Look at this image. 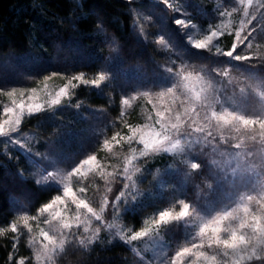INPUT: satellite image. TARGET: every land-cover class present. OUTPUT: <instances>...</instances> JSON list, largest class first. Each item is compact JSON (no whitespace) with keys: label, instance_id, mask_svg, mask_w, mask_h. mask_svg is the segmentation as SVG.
Returning a JSON list of instances; mask_svg holds the SVG:
<instances>
[{"label":"snow or ice","instance_id":"6c2138e0","mask_svg":"<svg viewBox=\"0 0 264 264\" xmlns=\"http://www.w3.org/2000/svg\"><path fill=\"white\" fill-rule=\"evenodd\" d=\"M159 2L180 15L172 18V24L176 26L175 29L168 26L167 17H161L160 23L167 29V34L164 32L157 34L153 42L160 46L161 51L170 54L167 57L169 65L176 64V59L172 58L173 55L181 60V64L176 71L171 66H161L168 73V76L163 77V80L168 81L169 84L166 90H161L156 95L161 100L165 96H171L172 99L169 105H165L163 111L158 110L155 113L157 117L155 124L159 125V129L152 132L154 138L148 141L141 136L137 141L144 146L140 156L143 157L150 153L153 155L171 154V162L166 165L165 171L169 175L182 174L186 179H189L194 172L201 168L203 163L199 160L198 155L194 154L204 153L208 155L214 153L224 156L226 150H221L220 145H227L228 148L240 151L236 152L233 157L236 163L232 164L231 161H228L231 164L229 171L224 170L222 162L215 156L210 161V165L213 167H209V173L217 187H222V182L231 184L238 189H247L250 185L259 184L261 191L255 195L245 192L239 197V200L233 202V206L226 205L207 218L200 211H197L196 205L188 202L187 196L184 195L167 208L158 210L153 217L145 221V225L151 226H142L140 230L136 231L122 227L118 228L115 235L126 244H132L134 241L149 237V240L142 246L143 251H148L149 244L153 246L155 251L153 259L145 261V264H154V261L163 257L169 249L167 244L161 242L160 226L183 221L185 227L194 225L197 231L191 234L185 246L178 248L173 257L169 258L171 264H176L177 261L179 264H184L183 258L191 256H195L197 259L203 257L209 264H241L244 260L264 259V176L257 171L258 167L264 166V152H261L257 158V152L248 150L245 145L246 138L254 142L264 143V110L258 114L246 113V107L250 105L253 97L261 105H264V80L245 77V81L251 82L238 89L236 99L226 95L222 99V93L213 86L212 79L206 78L203 73L185 72L189 65L184 62L181 56V52L190 55L206 52L216 57L214 62L218 65L254 59L264 62V50H262L264 45L258 43L257 36L253 35V33H257L259 36H264V27H261V24H264V14L256 26H251L252 21L257 20V12L255 10L250 11V9L264 8V0H255V3L254 0H238V7L231 10L227 8L218 9L221 19L215 25L206 27L195 23L194 18H189L190 13L177 7L171 0H159ZM233 12L240 13L238 22L231 19ZM150 19V16L137 15L134 17V27L145 40L148 39V34L145 33L144 28ZM141 20L144 22L142 23ZM234 23H236L235 30L232 28ZM97 27L103 31L100 23L97 24ZM177 33L182 43L177 41ZM226 34L234 35L231 47L227 50L223 47L221 40V37ZM254 44L255 51L249 52L250 49H253ZM238 46L241 47L240 52L237 51ZM224 58L228 59L225 60ZM233 67H237V65L233 64ZM250 67H255V65H250ZM213 71L216 76L225 78L229 84L233 83L234 78L228 68L213 69ZM54 75L61 74L55 73ZM114 76L115 73L111 67L102 68L93 76H86L82 72L70 75L66 78L64 86L56 93L55 98L50 100L49 106L60 105L61 98L71 101L72 96L75 95L73 90L80 85L93 86L97 89L104 85L107 88L110 86L109 82L114 80ZM49 79H51L50 76L43 81L45 87H47V80ZM73 81L77 83H73ZM216 83L218 84L220 81L217 80ZM17 91L20 92L21 96L24 95L25 90L23 89L9 90L6 95L13 97ZM29 91L35 94L37 89L32 88ZM0 92L3 90L0 89ZM138 96L148 97L149 92L144 91L134 96L122 98V105L131 107V102ZM32 98L29 96V99ZM149 103H151V99H149ZM75 106L78 108L79 104ZM17 107L20 111L14 115V119L10 118L0 122V137L6 138L0 142V150L6 149L10 144H19L21 148L26 146V141L22 143L20 139V136H23L20 131V124L25 116V104L21 102ZM153 107L155 108V105ZM43 110H45L43 104H30L26 114L31 116ZM3 111L4 114L14 113L13 108H5ZM166 112L169 114L167 118ZM125 115L126 113L122 110L120 119L124 122V127L129 129L131 135L114 132L110 139L105 136L102 140V147L109 152L112 151L114 141L119 144L120 140H123L131 145L136 133L140 131V129L127 124L124 120ZM148 120H152V117L149 116ZM145 127L150 126L146 124ZM18 132L20 136L14 138L12 134ZM118 137L119 139H117ZM206 148L208 152H205ZM26 151L31 152L30 149H26ZM129 151L135 154L137 149L130 147ZM228 154L231 155V153ZM32 155L34 154H30L29 159H32ZM135 158V155L131 158L126 157L127 165H131ZM43 159L47 160L48 157ZM33 164L37 169L40 168L39 161L33 160ZM177 164L183 165V169L176 167ZM85 166H88L87 169ZM101 167L97 155L88 153L81 161L74 163L72 169L64 176H60L54 165L52 170L45 169L36 176L35 183L43 184L48 190L62 193V195H56L49 203L43 205L39 209L40 214L50 212L57 205H64L67 208L65 197L71 200L76 209L74 225L68 220H60L61 212L51 213L53 219L60 220V226L55 229L57 235H50L48 231L40 228L39 236L47 243H40L35 235L29 237V246L33 247L36 264H45V262L55 264V258L64 253L69 245L73 248L78 245L87 250L93 243L100 242L102 239L100 237L101 228H117L115 217L119 214L121 200L127 205L129 202L135 203L137 196L142 195L136 190L138 181L133 177L140 173L141 179L143 178V165H135L131 173L128 166H125L120 175H123L127 182L123 184V188L112 201L113 222L106 223L103 214L109 204L107 196L105 195L99 202L98 208L93 207L89 200L78 197L69 183L73 176L79 180L82 177H87L88 173L93 172L95 168ZM159 171L156 169V173ZM217 171L221 174L217 175ZM99 175L103 177L104 174L101 172ZM109 175L113 174L109 173ZM106 183L108 182L106 181ZM61 184L62 187H60ZM157 187L162 192L167 189L168 185L164 181H159ZM206 187L212 189V183H206ZM77 188L80 193L87 191V188L81 183L77 184ZM176 191L183 192V184ZM106 192H111L110 186L106 188ZM253 201H256L260 208L254 210L250 206ZM177 205H179V210H177ZM81 209L86 211L83 219ZM29 220H38V216H31L23 210H18L16 219L7 228H0V234L11 231L17 234L14 239H18L23 234L22 229H27L28 233H32ZM93 220L100 223L94 225ZM45 223H51V221L45 220ZM81 226H83L82 230ZM74 227L76 230H73ZM65 229L67 233L63 231ZM88 233L91 235H85ZM197 238H199V242H196ZM104 240L111 242L106 237ZM37 243H40L39 248L35 247ZM205 243L209 249L215 246L219 251H213L212 254L193 251V249H202ZM187 244H191V247ZM132 250L141 257V260L144 259L140 246ZM18 264H25L24 259L21 258ZM161 264H168V260H161ZM188 264H195V261L189 260Z\"/></svg>","mask_w":264,"mask_h":264},{"label":"trees","instance_id":"16d2710c","mask_svg":"<svg viewBox=\"0 0 264 264\" xmlns=\"http://www.w3.org/2000/svg\"><path fill=\"white\" fill-rule=\"evenodd\" d=\"M171 1L190 13L195 23L205 27L219 22L218 9L231 10L238 4V0ZM137 15L151 17L144 28L147 40L142 39L134 27ZM178 15L159 0H0V89L3 91L24 87L30 79L51 73L69 75L82 72L88 76L106 67H111L115 73L109 87L101 85L97 89L80 85L74 89L73 105L25 119L21 131L31 134L33 143L37 144L34 147L62 163L80 161L88 153L101 157L99 151L107 132L113 126H124L120 119L122 98L130 96L131 92L163 90L168 86L169 82L163 80L168 73L161 66L172 67L167 60L170 54L161 51L153 39L161 32L167 34V29L160 23L161 17H167L168 26L175 29L172 18ZM98 23L103 31L97 27ZM253 35L264 45V36ZM176 39L182 43L178 33ZM221 40L227 50L234 35L226 34ZM253 46L255 51V44ZM237 49L241 51V47ZM181 56L190 70L207 77L215 74L213 69L228 68L234 80L229 84L221 77L229 88L223 92V98L226 95L236 99L238 89L251 82L245 81V77L264 80V62L255 59L218 65L214 62L216 57L206 52L196 55L181 52ZM172 58L177 59L174 55ZM78 103H81L80 108L75 106ZM136 107L131 115L126 113V122L132 117L142 118L138 105ZM262 110L264 105L254 97L246 107L247 114H258ZM247 143L256 148L261 144L251 140ZM194 155L203 162L201 168L189 179L182 174H164L169 188L161 193L166 196L180 193L186 195L188 201L202 206L233 200L241 189L226 182L217 187L209 173V167H213L210 165L212 154ZM35 173L33 162L21 151L5 153L0 150V228H7L16 219L18 210L38 216L39 209L60 193L35 183ZM216 174L221 173L217 171ZM206 183H212V189H208ZM182 184L184 191H176ZM225 188L231 197L225 195ZM138 210L134 214L126 213L125 219L140 224L142 214ZM22 231L18 239H14L17 234L11 231L0 234V264H18L21 258L25 264H36L33 247L29 246V233L27 229ZM167 236L182 239L185 230L175 224ZM57 264H142V261L130 245L113 240L95 243L87 250L78 245L69 246ZM241 264H264V259L246 260Z\"/></svg>","mask_w":264,"mask_h":264},{"label":"rangeland","instance_id":"374dc122","mask_svg":"<svg viewBox=\"0 0 264 264\" xmlns=\"http://www.w3.org/2000/svg\"><path fill=\"white\" fill-rule=\"evenodd\" d=\"M129 1H133V0H129ZM254 3H255V0H254ZM235 7H238V4ZM253 10H255L257 12V20L252 21L251 26H256L258 21H260L262 19V14H264V8L250 9V11H253ZM239 17H240L239 12H233L231 19L233 21L238 22ZM211 25H215V24H211ZM232 28H233V30H235L236 23H234L232 25ZM222 38L223 37H221V39ZM250 39H251V37H250ZM223 47H224V45H223ZM238 47H240V46H238ZM237 51H238V49H237ZM252 51H254V46H253V49L249 50V52H252ZM238 52H240V51H238ZM180 64H181V62L178 59H176V64L172 65L173 70L174 71L178 70ZM190 68L191 67H188L187 69H185V72L192 71V70H190ZM193 72L199 73L198 71H193ZM54 74L55 73L47 74V75H45L39 79H30L29 84H27L26 86L21 87V88L13 87L11 89L4 90L1 93L2 109L0 112V122H3V120L10 119V118L14 119V115L19 113V111H20V109L17 107V105L21 102H23L25 104V116L22 119V122L20 124V131H21V126H22L23 122L25 121V119L30 117L26 114L27 107L30 104H32V105L43 104L44 105L45 110L37 112L35 114L45 113V112L53 113V112H57L62 107L73 105L74 103H73V99H72L73 96H72L71 101H68L66 98H61L62 102L60 105H55V106H51V107L49 106L50 100L55 98L56 93L66 83V78L70 75H73V74H69V75H54ZM49 76L51 77V79L47 80V87H45V84L43 83V81L45 80L46 77H49ZM88 76H93V75L91 74ZM206 78L213 80V86L222 93V96H223V92L229 90L228 85H226V81H223V79L221 77L216 76V73L210 77L206 76ZM217 80L220 81V83L217 84L216 83ZM110 82H109V84H110ZM73 83H77V82L73 81ZM32 88L37 89L35 94H33L29 91ZM12 89H17V90L23 89V90H25L24 95L21 96L20 92L17 91L15 96L9 97L8 95H6V92L9 90H12ZM163 90H166V89H163ZM147 91L149 92V96L148 97L138 96L137 99H135L134 101L131 102V107L123 105V111H125V113H127L128 115H131L132 112L135 109H137L136 105H138V107L140 109L139 112H140V115L142 117L141 119L132 117L131 121H129V122L127 121V124L131 125L134 128L140 129V131H138L136 133V137L132 141V144L129 145L123 140H120V143L116 144V142L114 141L113 142L114 146L112 147L111 152H109L107 149H104L101 146L99 153H100V155L102 154V156L99 157V154H96V155H97V159H98V161H100L102 167L101 168H95L93 172L88 173L87 177H82L79 180L76 176H73L71 178V181L69 182L70 186L73 187V190L76 192L77 196L80 198H85V199L89 200L92 203L93 207L98 208L99 202L106 195L107 199L109 201V204L107 206V210L104 212L103 215L105 218V222L111 223V222H113V219H114L113 218L112 201L119 194V191L123 188V184L127 182L124 179L123 175H120V173H122L125 166H128L129 172L131 173L133 171V167L135 165H137V164L143 165V169H142L143 178L141 179L140 173H138L136 176L133 177L134 179H136L138 181L136 190L139 193H141L142 195L137 196L135 203L129 202L127 205H125L123 200H121L119 214L117 217H115V220L117 222V228H114V229L101 228L100 237L102 239L100 242H105V240H104L105 237L108 238L110 241L120 240L119 237L115 235V232L118 230V228L126 227V228L132 229L133 231H136V230H140L142 228V226H151V225H145V221H147V220H149V218L153 217L158 212V210H162V209L167 208L171 203H173L177 199H180L183 196L182 194L175 193V192L173 193L172 196H166V195L162 194L161 190L158 189V187H157L159 181H164L167 183L166 178H164L165 177L164 174L168 175V173L165 171V168H166V165H168L171 162V159H172L171 154L153 155L150 153V154L143 156V157L140 156V152L143 150L144 146H143V144L137 143V141L140 139L141 136H143L144 139L148 140V141H151L154 138L152 135V132L154 130L159 129V125L155 124V121L157 119L155 113L158 110L163 111L165 105H169L170 101L172 99L171 96H165L163 98V100H161L156 95L159 91H161L160 89L155 90V91H149V90H147ZM131 93L132 94L130 96L137 95V93H134V92H131ZM29 96H32L33 98L29 99ZM221 98L223 99V97H221ZM149 99H151V103H149ZM139 100H141V102H139ZM13 101H15V103H13ZM78 104H79V108H80L81 103H78ZM153 105H155V108L153 107ZM225 107H227V105H225ZM5 108H13L14 113L4 114L3 110ZM35 114H33V115H35ZM33 115H31V116H33ZM149 116L152 117V120H148ZM165 116L167 118L169 116V114L166 112ZM146 124L149 125L150 127H145ZM257 129H258V126H257ZM114 132H121L122 135H131L128 128H126L124 126H122V127H118V126L114 127L113 126L112 130H110V132H107L106 137H108L110 139L111 136L114 134ZM22 133H23V136H20L19 132L13 133L12 135L14 138L20 136L22 143H24L26 141L25 148H21L19 146V144H10L7 146L6 149H3L1 151L5 152V153L9 152L10 150L15 151V152L21 151L23 154L27 155L28 157L30 156V154H34V155H32V159H30V161L33 162V160H34V161L40 162V168L37 169V167H35V170H36L35 178L40 172H42L45 169H47L49 171L52 170L53 165L55 166L56 170L60 173V176H64L72 169L74 163L79 162V161L73 160L71 162L62 163V161H60L56 158L50 157L49 155L42 154L37 149V147H34V146H37V144L33 143L34 140H33V137L31 136V134L26 133V132H22ZM4 139H6V138L0 137V142H2ZM117 139H119V137ZM248 141H249V139L246 138L245 139V145H246L247 149L248 150H255L258 154L257 155V158H258L259 154L261 152H264V143H261L260 147L256 148L255 146L250 147L249 144L247 143ZM130 147H134L137 149L135 154H133L129 151ZM26 149H30L31 152L30 153L27 152ZM220 149L226 150L224 156H220V155L214 154V153H210V154H212V157L215 156L216 159H218L222 162L225 171H229L231 168V164H229L228 161H231L232 164L236 163V161L233 157H234L235 153L240 151V150L234 149V148H228L227 145H223V144L220 145ZM205 150H207V152H208L207 148ZM228 153H231V155H229ZM133 155H135L136 158L132 160L131 165H127L126 157L131 158ZM44 157H48V159L45 160V159H43ZM145 161H146V163H145ZM85 167L87 169L88 166H85ZM176 167L183 169L184 166L181 164H177ZM156 169L160 170L159 173H156ZM257 171L260 172L262 176H264V166L258 167ZM101 172H103V174H104L103 177H101L99 175V173H101ZM109 173H112L113 175L110 176ZM106 181L108 183H106ZM78 183L83 184L87 188L86 193H80L78 191V188H77ZM62 186L63 185L61 184L60 187H62ZM109 186L111 187V192H106V188ZM167 188H169V187H167ZM224 190H226V188ZM259 191H261L260 185L259 184H253V185H250L247 189H241V190H239L238 193L236 192L234 198L232 196L233 200H230V202H228V203L221 202V203H217L216 205H205V206L199 205L196 202L195 203L191 202V203L195 204L197 207V211H200L201 214L204 215L205 218H207L211 214L218 212L221 208H223L226 205L229 207L233 206V202L239 200V197L241 195H244L245 192H247L248 194L255 195ZM224 193L227 197H231L230 191L226 190V192H224ZM59 194L62 195L61 192ZM156 199H157V201H156ZM257 199H259V196H257ZM65 201L68 205L67 208H65L64 205H57L52 210H50V212H48V213H44V214L39 213L38 220H29V224L32 227V233H29V237L32 235H35L40 243H47V241H44L43 238L39 236L40 228H43L45 231H48L50 235H57L55 229L60 226V220H68L69 222L73 223V225H74L75 224L74 213L76 211L75 205H73L71 203V200L67 197H65ZM188 202H190V201H188ZM250 206L254 210L257 208H260V205L256 201H253ZM138 208H139L138 211L142 214V217L140 220L141 221L140 224L137 225L134 222L127 220V218L125 219L124 215L128 212H131L132 214H134L135 210H137ZM177 210H179V205H177ZM57 211L61 212L60 220H55L52 218L51 213L57 212ZM80 211H81V216L83 219L84 215L86 214V211L83 209H81ZM45 220H49V221H51V223H45ZM98 223H100V222H96L93 220L94 225H96ZM175 224H179V226H182V228L185 230V236L182 239H175L173 237L169 238L167 236L169 230ZM82 227L83 226H81V230H82ZM73 230H76L75 227ZM63 231L65 233H67L66 229ZM195 231H197V229L195 228L194 225H189V226L185 227L183 221L171 222L166 226L161 225L160 226L161 242L167 244L169 246V249L167 250L166 254L163 257H160V259L155 260L154 264H161V260H168V264H171V260L169 258L173 257L174 253L177 251L178 248L185 246L188 238ZM210 234L211 233L209 232V235ZM85 235H91V233H88ZM205 239H207V237H205ZM148 240H149V237H144L141 240H137V241L132 242V244H128L132 247V249L140 246L141 254H142L144 259L141 260V257L140 256H138V257L142 261V264H145V261L152 260L153 256H154L155 249L153 248V246L151 244L148 245V251H143L142 246H144L145 242ZM120 241H122V240H120ZM196 242H199V238H197ZM40 243H37L35 245V247L39 248ZM93 244H95V243H93ZM69 246H67V247H69ZM187 246L191 247V244H187ZM193 251L194 252L203 251V252H207L209 254H212L213 251H219V250L216 249L215 246H213L212 249H209L207 246V243H205L204 247L202 249H193ZM156 254L159 255L158 253H156ZM60 255L55 258V264H57V260L60 257ZM183 259H184V264H188L189 260H194L195 264H209V262H206L203 257H200L199 259H197L195 256H191V257H187V258H183ZM244 261H246V260H244ZM244 261H242V262H244ZM45 264H48V262H45ZM176 264H179V261H177Z\"/></svg>","mask_w":264,"mask_h":264}]
</instances>
